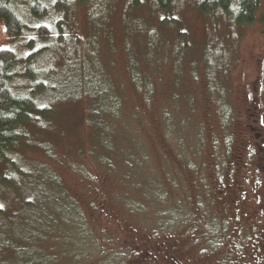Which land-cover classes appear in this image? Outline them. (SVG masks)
<instances>
[{
    "label": "rangeland",
    "instance_id": "rangeland-1",
    "mask_svg": "<svg viewBox=\"0 0 264 264\" xmlns=\"http://www.w3.org/2000/svg\"><path fill=\"white\" fill-rule=\"evenodd\" d=\"M199 1H12L23 30L12 42L0 32V49L15 57L8 89L33 108L0 148V264L95 263L62 243L79 234L65 196L115 264L239 262L219 192L254 187L264 159V0L247 27ZM216 228L214 249L204 235Z\"/></svg>",
    "mask_w": 264,
    "mask_h": 264
},
{
    "label": "trees",
    "instance_id": "trees-1",
    "mask_svg": "<svg viewBox=\"0 0 264 264\" xmlns=\"http://www.w3.org/2000/svg\"><path fill=\"white\" fill-rule=\"evenodd\" d=\"M12 1L16 0H0V32L4 36V39L10 42L17 40L21 36L23 30V23H21L18 15L13 10ZM55 1L58 9L63 8L67 3V0ZM155 1L159 11H167L172 7L173 0ZM199 4V10L202 14H210L218 10L222 14L229 16L233 24L238 27H247L252 25L259 9V1L257 0H200ZM30 9L36 17L45 13L43 8L37 4L31 6ZM260 22L264 23L263 14L260 16ZM37 33H39V36L42 39H46L48 37L47 31L43 27H40ZM43 51L44 50L41 49L38 53ZM13 63H15L13 52L9 49H0V148L2 146V149L15 142V128L28 121L29 114L32 112L33 108V100L25 97H15L11 90L8 89V71ZM132 166L133 165L129 164V162L124 164L125 170L121 172L122 177H125L126 174L132 175ZM135 166H137V162L134 164V168ZM57 184L58 186L56 187V190L64 195L59 182ZM65 200L68 203V210L71 211L69 216L70 221H68L67 224H71L70 222L72 221L75 225H77V231L79 232L76 238L73 239L72 243H69L68 236L64 238L66 240H63L62 243L65 247L67 246L68 250H70V252L77 256L80 260L87 258L89 260V258L95 256L96 259L94 264H110V262L115 264V262L113 263L111 260L113 259L114 261V257H116L118 253L114 252L113 255L110 254V256H108L109 252H105L102 245H100V241L93 237L91 232L87 230L86 224L83 220V213L80 209L73 204V200L71 198L69 199L65 196ZM168 215L170 216V219L166 222L168 225L177 222L176 220H178V217L174 212H169ZM75 221H77V223ZM49 223L50 222H46V226H56L55 223ZM66 250L67 249L64 251ZM72 257L75 258L73 255ZM118 259L119 256L117 257L116 263Z\"/></svg>",
    "mask_w": 264,
    "mask_h": 264
},
{
    "label": "flooded vegetation",
    "instance_id": "flooded-vegetation-1",
    "mask_svg": "<svg viewBox=\"0 0 264 264\" xmlns=\"http://www.w3.org/2000/svg\"><path fill=\"white\" fill-rule=\"evenodd\" d=\"M251 148H253L251 146ZM255 153V151H253ZM262 153V150L260 147H257L256 154L260 155ZM255 154V155H256ZM262 158V157H261ZM262 163L257 168V171L255 172L256 181L254 182V187H250L248 185V179L244 181L243 185L237 186V192L231 193H220L223 197H225V200H228L230 206H234V216L235 218H229V222L233 225H235L238 229L233 230L234 232L231 233L232 235V247L234 248V257H236V260H239L238 263L235 264H264V224L259 223V217L264 214V202L259 200V196L257 194L264 192V159H262ZM263 181V182H262ZM257 193V194H256ZM229 195V196H228ZM249 195H256L254 197V200L256 201L253 205L247 204V197ZM263 195V194H262ZM233 196V198H232ZM263 197V196H262ZM218 198V197H217ZM251 201V199H248ZM252 202V201H251ZM245 206H248L249 208L247 213L242 212L243 208ZM243 217L246 219L245 222H243ZM240 223V224H239ZM248 223V224H246ZM257 224H261L258 230ZM245 226L246 228V234H248L246 237H241L239 234L241 232V227ZM243 228V227H242ZM220 230L224 232L223 229H215L211 231L210 236L211 239H208L207 234L205 241L206 245L208 244L210 247L216 249L218 245L222 246L221 239L219 237H223L220 233ZM259 231V232H258ZM225 240V239H224ZM249 243V249L246 250L245 244ZM241 250L237 252V250ZM230 254V253H229ZM168 260L170 264H180L178 263V260H176L175 255L168 256ZM173 262V263H172ZM229 263V260H224L223 264ZM156 264V263H155Z\"/></svg>",
    "mask_w": 264,
    "mask_h": 264
}]
</instances>
